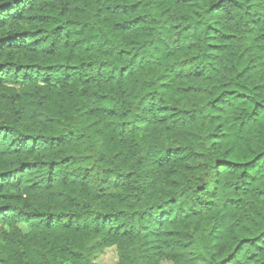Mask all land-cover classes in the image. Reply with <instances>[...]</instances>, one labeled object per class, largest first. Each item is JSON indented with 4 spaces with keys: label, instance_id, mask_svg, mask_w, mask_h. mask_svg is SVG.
<instances>
[{
    "label": "trees",
    "instance_id": "16d2710c",
    "mask_svg": "<svg viewBox=\"0 0 264 264\" xmlns=\"http://www.w3.org/2000/svg\"><path fill=\"white\" fill-rule=\"evenodd\" d=\"M264 264V0H0V264Z\"/></svg>",
    "mask_w": 264,
    "mask_h": 264
},
{
    "label": "rangeland",
    "instance_id": "374dc122",
    "mask_svg": "<svg viewBox=\"0 0 264 264\" xmlns=\"http://www.w3.org/2000/svg\"><path fill=\"white\" fill-rule=\"evenodd\" d=\"M99 262L106 263V264H113L115 263V257L113 255V252L108 251L105 254L101 256L99 259ZM162 264H172L170 262L164 261Z\"/></svg>",
    "mask_w": 264,
    "mask_h": 264
}]
</instances>
